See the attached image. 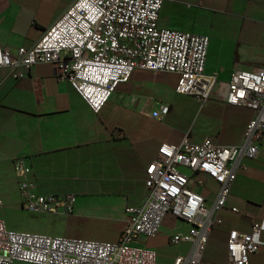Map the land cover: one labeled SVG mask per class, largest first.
<instances>
[{
    "label": "crops",
    "instance_id": "0c3cea01",
    "mask_svg": "<svg viewBox=\"0 0 264 264\" xmlns=\"http://www.w3.org/2000/svg\"><path fill=\"white\" fill-rule=\"evenodd\" d=\"M68 3L0 0V45L12 53L30 46ZM191 20L201 27L187 30ZM158 24L208 36L204 74L215 79L208 98L177 94L174 73L136 68L92 113L66 81L55 78L50 62L36 63L16 79L0 68V204L15 212L21 209L14 158L30 167L26 178L38 193L74 195L71 213L37 214L40 221L33 229L116 242L124 208L143 200L145 168L161 142L176 144L183 136L198 142L210 136L223 146L242 143L244 125L255 111L226 104L223 95L232 69H264V0L166 2ZM160 104L167 105V111L157 119L151 112ZM219 216L200 264H226L228 230L248 232L253 220L260 222L253 234L259 248L249 261L264 264V144L253 158H239ZM185 227L167 215L155 236L142 239L141 244L155 250V264H172L176 255L186 252L187 243L168 242L170 233ZM19 263L30 264H13Z\"/></svg>",
    "mask_w": 264,
    "mask_h": 264
},
{
    "label": "built area",
    "instance_id": "2783aa9c",
    "mask_svg": "<svg viewBox=\"0 0 264 264\" xmlns=\"http://www.w3.org/2000/svg\"><path fill=\"white\" fill-rule=\"evenodd\" d=\"M173 1L69 0L30 46L12 53L0 45V68L16 79L32 65L50 62L55 78L66 81L92 113L136 68L174 73L177 94L204 100L215 82L204 74L209 38L158 24L162 4ZM223 100L255 111L244 125L242 143L223 146L210 136L198 142L186 136L176 144L161 142L145 168L143 200L124 208L116 242L11 229L0 217V264H155V250L141 241L155 236L167 215L186 225L169 234L170 244L188 245L172 264H200L208 235L221 222L219 212L239 158H253L264 144V69H232ZM166 111L167 105L160 104L151 116L159 119ZM12 167L21 209L33 215L72 212L73 194L38 193L26 178L30 167L21 158H14ZM230 211L238 212L235 207ZM259 229L260 222L253 220L248 232L228 230L226 264H251L249 257L259 248L253 234Z\"/></svg>",
    "mask_w": 264,
    "mask_h": 264
},
{
    "label": "rangeland",
    "instance_id": "374dc122",
    "mask_svg": "<svg viewBox=\"0 0 264 264\" xmlns=\"http://www.w3.org/2000/svg\"><path fill=\"white\" fill-rule=\"evenodd\" d=\"M193 27L194 29L201 27V23L198 20H191L190 23L187 24V30ZM11 191H8L10 193ZM206 205L209 204V201H206ZM17 212L4 207V205L0 204V217L4 220L5 226L11 229L18 230H29L36 232H43L37 229H33L34 226L40 221L36 217V215L29 214L27 211L19 208H14ZM19 209V210H18ZM45 233V232H43ZM144 245V244H141ZM20 264V263H19Z\"/></svg>",
    "mask_w": 264,
    "mask_h": 264
}]
</instances>
